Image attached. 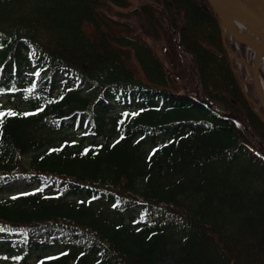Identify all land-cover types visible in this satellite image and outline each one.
Returning a JSON list of instances; mask_svg holds the SVG:
<instances>
[{
	"label": "trees",
	"instance_id": "16d2710c",
	"mask_svg": "<svg viewBox=\"0 0 264 264\" xmlns=\"http://www.w3.org/2000/svg\"><path fill=\"white\" fill-rule=\"evenodd\" d=\"M104 1L132 0H0V98L29 109H0V193L18 179L39 184L0 200L7 264H264V154L245 140L252 129L263 137L264 122L219 17L206 0H142L135 12L168 21L199 96L170 90L139 40L137 77L113 51L124 36ZM65 75L78 82L61 85Z\"/></svg>",
	"mask_w": 264,
	"mask_h": 264
},
{
	"label": "rangeland",
	"instance_id": "374dc122",
	"mask_svg": "<svg viewBox=\"0 0 264 264\" xmlns=\"http://www.w3.org/2000/svg\"><path fill=\"white\" fill-rule=\"evenodd\" d=\"M104 3V17L106 18V20L110 21L113 24V31L115 32V34H120L116 36V38L124 36L123 39L120 40L122 41V44L117 43L116 39L113 43L111 42L113 51H117L118 54L123 56V59L130 67V70H133L134 74L137 77H139L140 79H143L145 77V75H143L142 73L143 70L140 61L136 57L137 52L134 50L137 45L132 44L133 42H136V40H139L152 51L158 61L164 66L165 71H167V74L171 76V79L174 83L170 84L173 85L172 89L170 90H173L174 88H181V90L198 91L199 96L202 95L201 90L199 89V80L196 73V69L193 66L192 58L185 54L183 51L178 50V48H176L177 44L175 42V38L172 36V32L169 30V27H167L168 21H166L163 16L158 15L157 18H153L156 23H152L153 25H151L145 21L143 22V20L138 18L135 14L136 11H139L138 9L142 5V0H132L127 8L122 9L117 8L115 6H111L105 1ZM222 28L223 30L225 29L224 27ZM84 30L87 36H89L90 38L93 39L95 37L96 31L94 26L85 25ZM223 37L225 40L224 44L226 47L227 54L233 60V64L235 66L234 74L239 80L241 89L244 95L246 96V99L252 104L253 108L260 115L261 120L264 122V101L256 90V86L253 81V79L255 80L256 78L258 79V81L264 83V58L263 61L260 62L261 66L259 68V75H257V77L251 78L250 74L252 73V69H254L257 64V58L254 52H252L245 46L239 44L237 41L233 40L230 35H223ZM218 78L220 80L221 77L219 76ZM58 81V83L62 85L68 81L76 83L78 80L76 77L70 78L69 76L65 75L58 78ZM89 91L90 89L84 88V91L82 93L89 94L90 92H92ZM231 105L234 106L232 103ZM2 108H19L23 111L29 110L21 102L11 104L7 99L0 98V109ZM223 109L226 111L224 112L225 114L228 112H232L228 111L225 103L223 105ZM242 122L247 123L245 121ZM258 125L259 128H262L264 130L263 124L259 121ZM252 131L253 132L251 133H254L255 135H253L252 137V135L248 133L249 137H246L245 140L249 145L250 154L252 153L256 158H258V156H262V154H264V133H261L263 135L262 137L253 129ZM62 137H64V134L57 136L58 139ZM23 162L24 164H28V158L23 160ZM32 182L34 185L29 187L27 186L28 183H26L23 179L14 181L5 189L4 192L0 193V200L14 198L20 194L29 191L34 192L37 184L35 183L36 180H33ZM53 186L54 185L52 184V187ZM56 186L54 187L56 188ZM2 234L3 232H0V235ZM2 241L3 240L0 239V264H7L8 262L12 261L13 257L10 253L3 252L5 250L2 249ZM54 252L55 251L45 252L43 255H51Z\"/></svg>",
	"mask_w": 264,
	"mask_h": 264
},
{
	"label": "water",
	"instance_id": "95a60500",
	"mask_svg": "<svg viewBox=\"0 0 264 264\" xmlns=\"http://www.w3.org/2000/svg\"><path fill=\"white\" fill-rule=\"evenodd\" d=\"M215 14L221 21V26L225 28L223 35H230L239 44L248 47L255 53L261 52V47L264 46V0L259 1V9L256 10L244 0H206ZM242 23L245 28L250 27L252 32L256 34L259 40L254 41L251 38H247L238 31L233 23ZM263 45V46H262ZM260 57V55H259ZM261 57L257 59L256 67L254 68V74L260 67ZM254 75V76H255ZM256 90L259 93L258 82L254 80ZM260 95V93H259ZM261 96V95H260ZM262 97V96H261Z\"/></svg>",
	"mask_w": 264,
	"mask_h": 264
},
{
	"label": "bare ground",
	"instance_id": "6f19581e",
	"mask_svg": "<svg viewBox=\"0 0 264 264\" xmlns=\"http://www.w3.org/2000/svg\"><path fill=\"white\" fill-rule=\"evenodd\" d=\"M245 3H247L248 5H250L251 7H253L254 9L258 10L259 9V1L258 0H244ZM239 22H235V24L233 23V25L235 26V28L240 31V33L242 35H244L247 38H251L254 41L259 40V38L256 36L255 33L252 32V29L250 27L245 28L244 25L242 23L238 24ZM242 25V26H240ZM263 46V45H262ZM264 58V46L261 47V52H259L257 54L258 59L259 57ZM250 77L252 78V73L250 74ZM78 80V79H77ZM78 82V81H77ZM68 83H71L70 81ZM258 87H259V93L262 96V99L264 101V83H262L261 81H259L258 83ZM84 88H88L90 89V91H92V89L94 88V84H87ZM87 90V89H86ZM89 91V92H90ZM88 94H84V96H87ZM97 101V100H96ZM95 104V103H94Z\"/></svg>",
	"mask_w": 264,
	"mask_h": 264
},
{
	"label": "snow or ice",
	"instance_id": "6c2138e0",
	"mask_svg": "<svg viewBox=\"0 0 264 264\" xmlns=\"http://www.w3.org/2000/svg\"><path fill=\"white\" fill-rule=\"evenodd\" d=\"M10 115H14V113H9ZM5 114L4 113H0V117H3Z\"/></svg>",
	"mask_w": 264,
	"mask_h": 264
}]
</instances>
